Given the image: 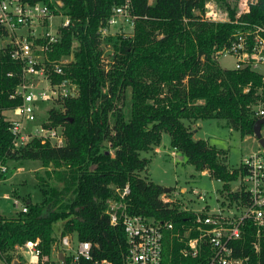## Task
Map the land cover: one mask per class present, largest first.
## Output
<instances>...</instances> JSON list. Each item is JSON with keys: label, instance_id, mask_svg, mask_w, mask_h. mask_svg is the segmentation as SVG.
Instances as JSON below:
<instances>
[{"label": "trees", "instance_id": "trees-1", "mask_svg": "<svg viewBox=\"0 0 264 264\" xmlns=\"http://www.w3.org/2000/svg\"><path fill=\"white\" fill-rule=\"evenodd\" d=\"M26 1L45 3L69 18V24L59 27L58 41L44 52V61L70 57L64 68L77 92L56 101L47 113L50 125L63 127V144L32 138L14 147L4 112L21 101L11 96L22 79L21 65L10 57V44L0 46V166L6 168L8 160L39 159L45 168L36 175L41 200L33 203L27 197L26 211L0 215V260L11 264L14 252L28 239L39 240L38 258L48 257L61 236L74 234L76 240L91 243L89 259H80V264H124L125 233L120 224L110 223L105 209L116 188L128 185L130 212L173 223V230L164 233L161 264H204L210 254L204 242L196 256L181 253L196 229L181 240L172 234L184 235L194 211L162 199L164 186L149 179V158L141 153L158 146L162 132H167L171 146L188 163L222 182L221 203L231 204L244 195L231 189L243 173L240 164L229 170L219 151L194 138L191 127L194 121L212 118L242 136L253 135L254 105L262 97L264 74L249 66L223 68L216 60L240 26L233 22L236 2L217 0L227 18L211 20L202 16L204 0ZM125 1L135 16L132 32L101 37L99 27L113 7ZM241 19L264 24V0H257ZM5 35L0 29V36ZM107 44L112 53L105 61ZM6 174L0 170V180ZM254 233L252 222L245 221L242 237L231 242L233 254L249 256L250 264H264V233L257 252ZM61 264H71L70 256Z\"/></svg>", "mask_w": 264, "mask_h": 264}, {"label": "built area", "instance_id": "built-area-1", "mask_svg": "<svg viewBox=\"0 0 264 264\" xmlns=\"http://www.w3.org/2000/svg\"><path fill=\"white\" fill-rule=\"evenodd\" d=\"M256 2L257 0L240 2L233 19V22L240 26L231 33L228 43L216 53V58L221 54L233 56L234 68L237 69L249 66L256 70L258 66L264 65V24H253L241 19V15L249 12L251 5ZM57 5H61V2L57 1ZM57 14L61 21L54 27L52 18ZM134 18L129 1H125L113 7L107 20L99 27L98 33L101 37L113 34L111 29L121 23L133 27ZM67 24V16L60 11L56 13L45 3L0 0V29L9 37L6 44H10V57L21 65L22 79L11 95L21 101L11 109L14 116L8 118L14 147L25 145L32 138L52 145L64 143L63 127L50 125L46 117L49 108L56 104V101L73 96L77 92V86L66 76L64 68L70 57L45 62L44 52L50 44L58 41L59 27ZM37 39L44 42L39 43ZM55 76L60 78L54 79ZM259 93L262 97L254 105L256 118L264 117V87L259 89ZM45 100L50 101L51 105L46 109L45 118L38 120L37 110ZM261 135L264 137L262 132ZM240 167L243 173L238 180V187L231 189L241 190L245 197L241 194L231 204H223L220 201L221 195L215 192L214 207L206 205L202 209H194L193 224L187 228L184 235L181 236L179 231L172 232L181 240L187 236L189 230H197L196 236L185 241V246L181 248L182 254L196 256L201 248L200 242H204L210 248V254L204 264H250L249 256L233 254L231 242L242 237L244 222L249 220L255 228L252 246L254 251L259 250L260 237L264 233V147L259 144L257 150L252 151L240 162ZM0 170L4 171L5 166L1 165ZM193 193L198 195V199L204 200V195L197 190L194 189ZM128 194V185L116 188V192L107 198L105 209L110 223L120 224L125 233L127 250L124 264H161L164 233L173 230V223L130 212ZM14 204L20 205L21 211L27 209L25 204H20L18 200H15ZM70 235L60 237V244L66 249V252H62L63 257L70 256L71 264H80V259H89L91 243L76 240V245L73 246ZM38 241L28 239L20 247L28 255L29 263L32 258L40 256ZM100 264L109 262L103 260Z\"/></svg>", "mask_w": 264, "mask_h": 264}, {"label": "rangeland", "instance_id": "rangeland-1", "mask_svg": "<svg viewBox=\"0 0 264 264\" xmlns=\"http://www.w3.org/2000/svg\"><path fill=\"white\" fill-rule=\"evenodd\" d=\"M16 1V0H13ZM230 3L236 2V9L242 0H229ZM227 11L217 0H204L202 16L211 20H224L227 18ZM54 27L61 21L59 14L52 18ZM44 22H42L43 24ZM42 31V28L39 29ZM133 30L130 24H119L111 29L113 34H129ZM39 31V32H40ZM9 37L0 36V46H4ZM105 61L112 53L110 44L104 45ZM219 66L223 68L234 67V57L229 54H221L216 58ZM264 74V65L256 69ZM54 104V103H53ZM51 105L50 101H43L37 110L38 120H43L46 116V109ZM7 118L13 117L14 112L5 110ZM194 131V138L203 139L209 145L214 146L219 151V156L224 158L229 170L236 169L240 162L252 151L259 148L258 140L254 135L242 136L239 130L230 128L225 121L218 119H199L191 123ZM264 134V126L261 129ZM142 156L149 158L147 163V174L150 180L161 184L166 191L162 194L164 200L176 202L182 209L194 210L202 209L204 206L214 207L215 192L220 195L219 190L223 184L220 180L210 176L206 170H196L195 167L186 161L185 156L175 150L170 144V136L167 132H162L161 140L158 146L153 150L142 152ZM44 167L39 159L8 160L5 170L6 178L0 180V215L11 217L20 210V205L14 204L18 200L20 204L29 197L30 201L39 202L42 198L41 191L37 185V174L44 173ZM144 175L142 171L140 173ZM238 181L231 183V188H237ZM197 190L204 195V200L198 199V195L193 193ZM15 192V197L13 195ZM7 194L8 197H5ZM56 225V233H58ZM60 226V225H59ZM72 236V245H76V237ZM58 247H56L57 249ZM23 248H18L13 255L11 264H26L28 255ZM37 258L36 261L40 262ZM0 264H5L0 260ZM32 264H34L32 262ZM53 264H59L57 262Z\"/></svg>", "mask_w": 264, "mask_h": 264}, {"label": "water", "instance_id": "water-1", "mask_svg": "<svg viewBox=\"0 0 264 264\" xmlns=\"http://www.w3.org/2000/svg\"><path fill=\"white\" fill-rule=\"evenodd\" d=\"M264 125V117H261V118H257L254 122V125H253V134L254 136L257 138L259 144L264 147V137H262L261 135V126ZM167 188L164 187V191H166ZM58 259L61 261V262H64V257H63V254L62 252L59 253L58 255ZM14 264H17L16 262H14Z\"/></svg>", "mask_w": 264, "mask_h": 264}, {"label": "crops", "instance_id": "crops-1", "mask_svg": "<svg viewBox=\"0 0 264 264\" xmlns=\"http://www.w3.org/2000/svg\"><path fill=\"white\" fill-rule=\"evenodd\" d=\"M14 194H15V192H13V195ZM6 195H5V197H6ZM15 197H17V196H15ZM60 252H66V249H63L62 245L60 244V240H59V242H58V248L56 249V247H54L53 250H52V252H51V254L48 257H45L44 259H41L40 261L48 260L49 261V264H53L55 262L61 264L62 262L58 259V255H59ZM26 256H27V254H26ZM26 256H25V259H26ZM32 259H33L32 262L34 264H38L39 263V261L38 262L36 261L37 258H32ZM28 261H29V258H28ZM32 262L30 261V263L27 262L26 264H32Z\"/></svg>", "mask_w": 264, "mask_h": 264}]
</instances>
